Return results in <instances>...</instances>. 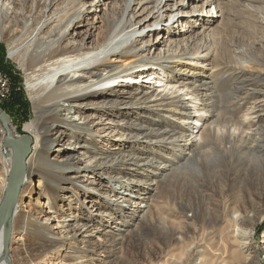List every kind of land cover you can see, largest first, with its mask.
<instances>
[{
	"label": "rangeland",
	"instance_id": "rangeland-1",
	"mask_svg": "<svg viewBox=\"0 0 264 264\" xmlns=\"http://www.w3.org/2000/svg\"><path fill=\"white\" fill-rule=\"evenodd\" d=\"M15 1L14 8L16 9L19 6L20 9L17 13L13 11L9 16L10 28H4L5 32L0 38V51L3 52L0 79L3 78L1 81L6 83V87L4 88L6 96L4 99H0V111H3L9 118L10 130L15 136L14 138L17 139L23 137V135L33 136L32 132L25 127L27 124L33 123L34 106L30 101L26 89V84L29 81L26 78L25 72L16 61L10 59L8 56V49L12 47V36L8 32L15 29L14 26L18 23V18L20 17L30 18L33 22H41L42 9L46 4L52 7V12L61 13V10L72 5L75 0ZM80 1L81 3H88L92 0ZM156 1L134 0L132 9H136L138 12L142 10L141 13L144 12V14L137 18L138 13L133 14L134 11H130L126 15L125 20L128 21L131 18L132 24H137L152 12ZM126 2L127 0H108L105 6L100 7V11L97 12L96 17H89L88 24L90 23V25L97 27L92 39V47H97L102 42V31L105 28L103 23L104 13L106 12L111 18H120L123 15L122 10H114L112 6L114 4H125ZM144 2L147 3L145 4ZM166 4L168 5L166 6L168 8L166 11L168 12H164L163 14L164 24L167 23L169 15L175 16L180 9L181 11L179 12H183L187 17L180 19L179 16L182 15L179 14V16L170 18V23L172 20L175 21L179 18L178 22L172 24L175 28L172 31H175L174 35H170L165 30L160 32L148 31L153 29L145 30L143 34L149 33L143 38L137 39L138 44H136V48L141 43L149 42L151 46L142 54V56L148 59L162 57L164 51H167L169 54L182 55L185 52L184 47L181 45H184L187 39H191L189 49L186 52L190 51V54L199 56L198 59H187L186 62L179 64L180 71L178 68L176 73L173 74L174 76L170 74L174 80L172 79L168 83L175 87H172L174 89L173 92L181 86L187 87L189 89L188 93L190 91H196V94L201 92L198 99L200 101H194L196 104L197 102L200 105H205L207 102L213 103L212 107L206 105L205 108L208 111L206 113L207 116L209 114L210 116L213 115V117L203 115L208 119L207 124L210 123L206 133L203 134V138L207 141L206 148L210 152V161L217 164L221 160V157L217 155L218 151H213V148L216 145L222 148L225 143L224 138L230 132H233L232 129H234L236 140L244 144V147L246 146L245 143L255 140L256 137H264V0H167ZM209 4L211 7L216 8L215 19L196 21L193 18H189V13L194 10H198V13H204L205 15L207 9L210 8ZM140 6L143 7L139 10ZM76 7L75 5L72 9L74 10ZM70 13L71 11L63 15L62 19H67ZM149 19L150 17L147 18V20ZM155 20L152 18L149 21H145V24H143V21L138 27L149 26ZM163 23H160V25H163ZM82 29L87 30L90 28L86 26ZM107 60L111 65H120L126 68L133 64L130 63L129 59H119L117 57H108ZM175 60L176 58H171L168 61V66H173ZM207 65L208 68H202V72L200 73L201 66ZM136 71L137 73L133 76V81L137 85L132 86L135 87L130 89L132 92H136L138 89L145 90L147 86L160 94H170L172 92V88L159 92L162 88L157 84V79L156 83H154V80L143 83L142 78L139 79L142 73L141 69H136ZM143 72H148V70ZM195 73H199L200 75H193ZM235 76H239V78L235 80ZM194 79L202 80L205 83L204 89H206L209 96L204 97L202 86L197 90L195 89L193 84L196 81ZM125 84L127 85V83L120 82L117 86L109 85L105 89L109 91L114 90L116 93V102H119L113 108L97 110L88 107L82 109V113L86 115L92 114L95 116L96 122H98L91 130L93 131L92 145L97 154L105 151L108 155H114L120 152L125 156L131 153L140 158L137 161V165L139 166H133L134 171H127L128 169L126 167L123 168V166H118V169L112 172L102 167L101 169L95 168L89 170L81 167L79 170L74 169L66 176L72 180L83 181L86 186L70 187L63 184V188L58 189L56 194L53 195L48 191L47 187L42 186L44 184L35 172L34 164L36 162L33 159L31 162V167L33 168L31 170V179L26 184L23 196H21L18 202L20 210L22 209L23 212H26L31 217L33 215L32 218L36 219L41 225L43 224V226L52 228L56 227L55 224L57 223V220L53 219L55 212H59L60 215L63 213L65 216H69L71 220L69 227H72L71 229H74L77 225H89L93 221L90 224L92 228L90 230L92 231L89 233L91 235H87V237L81 235L76 239L75 243L77 245L75 244L74 246L84 251L87 247L86 242H88V239H91L92 241L88 244H104L106 249L103 251L97 250L91 255V258L83 257L80 259L79 257H75L79 258L76 260V263L189 264L188 250L190 246L194 248L196 243H201L200 254L202 255V261L205 263L212 261L213 264L215 262V264H264V214H262L263 217H258V222L254 227L251 239L242 237L240 240L232 234L231 228H234V226L230 222L229 214L224 211L231 202V193L217 194L214 189L203 186L205 181H198L192 185H188V188L194 191V194L191 195L192 202L195 205L194 213L199 216H207L211 215L214 210L218 218L220 217L219 221L214 223L213 230L209 228L201 229V223L192 220L191 213H188L187 210H181L179 207L181 200L174 201V198L169 197L174 196L173 190L176 191V189H181L184 186L181 184L176 185L177 187L174 188V185H171L173 183V180H171L173 174L171 175V173L178 163L181 165L189 158L188 156L182 162H178L182 157H185L183 154L187 152L186 145L173 149L172 139L174 137L169 136L166 132H160L158 135L166 139L162 144L152 143L147 145L144 138H138V140L134 141L132 139L133 135L120 137L122 133H138V128H142L141 131L148 130L152 132L151 134H154V132H158L163 126L167 129L176 126V128L174 127V132H172L176 136L182 133L196 136L201 133L202 124L197 129L198 133L196 131L192 134L191 132H194L191 128L193 122L185 123V121H180V118L183 116L180 115L182 108L179 106H175L170 112L165 111L163 107L147 108L146 106L149 104H135L123 110L121 108L123 103L128 101ZM142 86L146 87L142 89L140 88ZM13 88L20 95L22 102L27 107V113L24 118H19L15 113H7L1 108L9 100ZM229 101H231L230 105H233L231 112L229 111ZM188 105L192 108L191 103L186 104V106ZM200 105L196 106L195 110H191L196 111L195 113L198 117H201L199 112L203 110L202 107H205L204 105ZM122 112H126V114L124 115ZM108 119L115 125L114 131L116 133L105 136L104 124ZM135 125H137V129H135ZM187 128L189 129L187 130ZM218 128L221 129L220 132H217ZM2 132L3 130L0 126V135H2V143H0V194L3 200L6 189L2 192L1 183L2 178L5 179L4 171L8 167V164L4 157L5 155H3L7 147L3 145L4 132L3 134ZM35 132L38 141L34 136L32 138L35 143H38V149H36V152H38V150L42 149L43 141H39V131L35 130ZM57 134L58 132L53 134L55 139H53L52 145L49 146L48 151L44 154L45 162L56 164L58 162L56 160L59 159L58 155L62 153L64 155L62 157L76 156L75 159H72V161H75L82 158L78 155L80 152L86 153V150L79 146L73 148L63 146V141L56 140ZM258 143H260L261 147H259L255 156L264 162V140H259ZM62 147L66 148V151L62 152ZM142 147H144L145 154L141 151ZM33 151L34 149H32ZM147 161L153 162L154 167L157 169L150 168L151 166L148 165ZM120 175L125 176L126 179L116 180ZM199 190H205V192L199 193ZM30 194H32V198L28 197ZM116 194L124 196L122 199L119 198L118 206L120 208L118 209L115 208L117 204L115 203L116 198L114 195ZM200 194H204V198H207L203 200ZM183 201L185 202L186 198H183ZM147 203L151 204V211L144 214L146 211L144 205H147ZM111 213L117 216L109 220ZM99 215L106 222H103V224L96 223V218ZM108 220L109 222H107ZM187 222L189 223L187 224ZM179 224L182 227L178 228ZM243 225H240V228L238 226L239 230H246L250 227L249 222H245ZM176 226L178 228L177 233L174 235L172 232L174 238L170 241H168V238L164 240L163 238L171 235L169 232L172 231L173 227L176 228ZM57 230L58 228H54L53 232ZM123 237L126 238V241L124 240L123 245H119ZM111 241H115L116 243L111 246L109 245ZM25 242L26 248L22 247L23 249L20 251V255L24 257V262L32 254V249L34 250L36 244L30 240H25ZM164 242L166 244L167 242L168 244L170 243L168 247L164 248ZM239 244H245V248L248 247L249 251L247 252L246 249L241 248ZM10 245V256H12L14 264H16L15 254L13 249L11 250L16 245L13 241ZM74 246L71 247L68 242L63 246L54 248L44 255L46 258H41L42 264L67 263L63 258L66 255H73L69 251ZM34 252L37 251L34 250ZM233 252L235 254H232ZM246 259L249 260L247 261ZM25 264H33V261Z\"/></svg>",
	"mask_w": 264,
	"mask_h": 264
},
{
	"label": "bare ground",
	"instance_id": "bare-ground-1",
	"mask_svg": "<svg viewBox=\"0 0 264 264\" xmlns=\"http://www.w3.org/2000/svg\"><path fill=\"white\" fill-rule=\"evenodd\" d=\"M106 1L108 0H92L88 3H81L80 0H75L74 3H72L73 6H77L74 10L72 9L73 6L69 5L65 7L64 10H61V13L52 12V7L46 4L42 9L43 15L42 20H40L41 22H33L30 18L20 17L18 18V23L14 26L15 29L8 32L12 36V47L8 49V56L10 59L16 61L19 67L25 72L26 78L29 81L26 84V89L30 101L34 106L33 123L27 124L25 128L32 132L37 141L38 138L35 130L39 131V141H43V145L42 149L36 152V149H38V143L34 142L32 138L33 136L23 135V137H21L24 140L23 143L27 146V149L23 153L24 165L22 175L16 184L11 205L7 208L0 226V264H14L12 256H10V244L12 241L16 245L14 248H11L15 254L16 264H25L32 261L33 264H42V259L44 257L46 258L44 255H46L47 252L52 251L56 247L63 246L68 242L72 247L76 244V239L81 235L84 237L91 235V233H89L92 231L90 230V224H92L93 221H91L89 225H77V228L75 227L76 229H71L72 227H69L71 221L69 216H65L63 213L60 215L59 212H55L53 219H56L57 223L55 224L56 227L52 228L43 226V224L41 225L36 219L32 218L33 215L31 217L26 214V212H23L22 209L20 210L18 202L21 196H23L26 184L30 181L29 179H31V170L33 169L31 167V162L33 159L36 162L34 164L35 172L39 175L44 184L42 186H45V188L47 187L48 191L53 195L56 194L58 189L63 188V184L69 185L70 187L86 186L83 181L79 182L77 180H72L66 176L70 171L74 169L79 170L80 167L88 170L95 168L101 169L102 167L104 169H109L110 172H112L113 170L116 171L118 166H123V168L126 167L128 169L127 171H134L133 166L137 165V161H139L140 158L131 153L126 154L125 156L120 152L114 155H108L105 151L99 154L96 153L97 151L92 145L93 131L91 130L98 122H96L95 116L92 114L86 115L82 113V109L88 107L101 110L105 108L110 109L117 105L119 101L116 102L115 91L105 89L108 88L109 85L117 86L120 82L127 83V85H125L127 87L126 94L128 95V101H125V103L121 102L123 103L121 107L123 110L130 108L135 104H149L145 106L147 108L163 107L165 108V111L170 112L175 106H179L182 108L180 115L183 116L180 118V121H185V123L193 122L191 128L194 132H191L192 134L195 133L198 127L202 124L201 133L196 136H190L187 133H182L181 135L176 136L172 133L176 126H174L175 128L171 127L169 129L163 126V128L158 132H154V134H151L152 132H149L148 130L141 131L142 128H138V133L132 132L130 134H120V137L133 135L132 139H134V141L138 140V138H144V141H146L148 145L152 143L162 144V142H165L166 139L161 138L158 135L160 132H166L169 136L174 137V139H172L173 149H178L180 146L186 145L187 152L183 154L185 157H182L178 162H182L188 158V156L189 158L181 165L178 163L177 167L174 168L171 173V175L173 174L171 176V180H173L171 185H174V188L177 187L176 185L182 184L184 186L181 187V189H176V191L173 190V195L176 197H169L174 198V201L181 200L179 203L181 210H187L188 213H191L192 220L201 223V229L209 228L213 230L214 223L218 222L220 217L218 218V215L215 214L214 210L211 215L207 216H199L194 213L195 205L191 199V195L194 194V191H191L188 188V185H192L198 181H205L203 186L214 189L217 194H224L225 192L231 193V202L227 205L224 211L229 214L230 222L235 228H231L234 237L239 238L240 240L242 237H248L250 240L254 232V227L258 222V217L260 218L262 214H264V212L262 213V211H264V162L255 156L257 150L261 147L258 142L259 140H264V137H256L253 141L247 139L249 143H245L246 146L244 147V144H241L236 140L234 129H232L233 132H230L227 137L224 138L225 143L222 148L218 145L213 148V151H218L217 155L221 157V160L217 164L212 163L209 159L210 152L206 148L207 141L203 138V134L206 133L207 128L210 126V123L207 124L208 119L206 118V113L208 111H206L205 108L206 105L211 106L213 103L207 102V104H203L205 107H202L203 110L199 112L201 117H198L196 116V111L191 110H195L197 108L196 106L200 105L198 102L197 104L194 103V101H200L198 99L201 92L196 94V91H190L188 93L189 89L184 86L178 87L179 89L173 92V88L175 87L168 83L170 80H174L171 75L176 73L179 64L186 62L187 59H198L199 56L190 54V51L186 52V50L189 49V42L191 43V39H187V41H185L186 43L181 45L184 47L185 52V54L182 55L169 54L167 51H164L162 57L148 59L142 56V54L149 46H151L149 42L141 43V45L136 48V44H138L137 39L143 38L149 32H160L165 30L170 35H174L175 31H172L175 28L172 24L178 22L179 18L183 19L187 16L183 12H179L181 11L180 9L175 16L169 15L167 23L164 24L163 14L164 12H168L166 11L168 9L166 8V6H168L166 4L167 0H157L152 12L146 16L145 19H141L137 24H132L133 21L131 18L128 21L125 20L126 15L130 11H134L133 14L138 13L137 18L144 14V12L141 13L142 10L138 12L136 9H132L134 0H127L125 4L121 5L114 4L112 9L122 10L123 15L120 18H111L106 12L104 13V19L101 18L105 25V28L102 31V42L97 47H92V39L97 27L95 25H90V23L88 24L89 17H96L97 12L100 11V7L106 5ZM144 3L146 4L147 2ZM15 4V0H0V38L5 32L4 28H10L9 16L13 11L17 13L20 9L19 6L15 9ZM142 7L143 6H140L139 10ZM70 11L71 13L69 14V17L65 20L64 18L62 19L63 15L68 14ZM216 12V8L211 7L210 5V8L207 9L205 15L204 13H198V10H194L190 12L188 16L196 21H204L215 19ZM179 14L182 16H179ZM176 16H179V18L175 21L172 20L170 23V18ZM148 17L156 20L149 26L145 25L143 28H141V26L138 27L143 21V24H145V21H149L150 19L147 20ZM77 23L79 24L77 25ZM160 23H163V25H160ZM86 26L90 29L83 30L82 28ZM158 26H160V28H158ZM147 29L153 30H148L149 32L147 31V34H143ZM185 30L187 31V29ZM174 47L176 46L174 45ZM134 49L136 50L134 51ZM108 57L129 59L130 63L133 64L128 68L120 65H111L108 62L109 59L107 60ZM171 58H176L175 63L173 62V66H168V61H170ZM205 67L208 68V65L201 66L200 73L202 72V68ZM139 68L142 71L139 79L142 78L143 83L152 82L153 80L154 83H156L157 79V84L162 88L159 92H164L173 87L171 89L172 92L170 94H160L157 91L155 92L152 88H148V86L145 90L138 89L136 92H132L130 89L135 88L132 86L137 85V83L133 81V76L137 73L136 69ZM147 70L148 72H143ZM193 75L196 76L200 74L195 73ZM238 78L239 76L234 77L235 80ZM2 79H0V84L6 85L5 82L1 81ZM194 81H196L195 84H193L195 89L197 90L202 86L204 97L209 96L206 89H204L205 83L199 79H194ZM145 87L146 86H142L140 88L144 89ZM5 96L6 91L4 92V89H0V99H4ZM230 102L231 101L228 102V105H230ZM188 103H191L192 108L189 105L186 106ZM232 108L233 105H230V109L228 108L230 112ZM0 112L3 113V111ZM122 114L125 115L126 112H122ZM208 116L213 117V115L210 116L209 114ZM6 118L9 119L7 116ZM104 125L106 131L104 133L105 136L110 135L111 133H116V131H114L115 125L110 119H108ZM0 126L2 127L1 123ZM136 126L137 125H135V129H137ZM188 129L189 128H187V130ZM2 130L4 132V145V138L7 132L3 127ZM8 131L13 140L21 139L14 138L15 136L10 130L9 120ZM220 131L221 129L218 128L217 132ZM55 132H58L56 140L63 141V146L71 148L79 146L86 150V153L80 152L78 154L83 159L80 158L79 160L72 161L76 156L71 155L62 157L64 156L62 153L61 155H58L59 159L56 160L58 161L56 164L45 162L44 154L48 151L49 146L52 145L53 139H55L53 136ZM196 133H198V131ZM0 143H2V135H0ZM5 147H7L6 152L3 153V155H5L4 157L7 161L8 167L4 171L5 179L2 178V192L7 189V182L9 181L7 179L10 178L8 176L11 175V169L13 170L18 161L16 148L14 146ZM32 149H34L33 152ZM65 149L62 147V152L66 151ZM141 151L143 154L146 153L144 147H142ZM147 163L151 166L150 168H156L154 167L153 162L147 161ZM123 178H125V176L123 177L120 175L116 180ZM203 192H205V190H199V193ZM28 197L32 198L33 196L30 194ZM114 197L116 198L115 203L117 204L115 205V208L118 209L120 208L118 202L124 196L116 194ZM200 197L203 200L207 198H204V194H200ZM183 198H186L185 202L183 201ZM1 200L2 195L0 194V202ZM144 207L146 209L144 214L150 213L151 204L147 203ZM114 216L116 217L117 215L111 213L109 220L114 218ZM109 220L107 222H109ZM103 222H106V220L104 218L102 219L100 215L97 216L96 223L103 224ZM245 222H249V229L239 230L240 225H243ZM188 223L189 222H187V224ZM174 227L172 231L169 232L171 235L165 236L163 238L164 240H167V238L168 241L172 240V238H174L172 232L175 235L178 228L182 227V225L179 224L178 228L177 226L176 228ZM54 228H58V230L53 232ZM25 240H30L33 243H36L34 250L37 252H34L32 249V254L25 259L24 262V257L20 255V251L23 248H26ZM124 240L126 241V238L123 237V240L119 245H123L125 242ZM91 241V239H88V242H86L87 247L84 251H81L77 246L71 248L69 252H72L73 255L64 256L63 259L67 262L65 264H85L81 262L76 263V260L79 258L82 259L83 257L91 258V255L97 250L103 251L106 249L104 244H88ZM115 243V241H111L109 245L113 246ZM169 244L168 242L167 244L164 242V248L168 247ZM201 245V243L195 244L194 248L197 250L190 246L188 250L189 264H213L212 261H208L207 263L202 261V255L200 254ZM239 245L241 248L246 249L247 252L249 251L248 247L245 248V244ZM235 252L232 254H235ZM246 260L248 261L249 259Z\"/></svg>",
	"mask_w": 264,
	"mask_h": 264
},
{
	"label": "water",
	"instance_id": "water-1",
	"mask_svg": "<svg viewBox=\"0 0 264 264\" xmlns=\"http://www.w3.org/2000/svg\"><path fill=\"white\" fill-rule=\"evenodd\" d=\"M0 123L2 124V127L6 130L7 134L4 138V145L5 146H14L16 148V152L18 155V161L17 164L14 166L12 173L10 175L7 189L5 191L4 198L0 204V226L2 223L3 216L7 210V208L11 205L12 202V197L16 188V184L18 180L20 179L22 175V169L24 165V157L23 153L27 149V146L24 145V140L18 139V140H13L11 138V134L8 131V119L6 116L0 112Z\"/></svg>",
	"mask_w": 264,
	"mask_h": 264
},
{
	"label": "trees",
	"instance_id": "trees-1",
	"mask_svg": "<svg viewBox=\"0 0 264 264\" xmlns=\"http://www.w3.org/2000/svg\"><path fill=\"white\" fill-rule=\"evenodd\" d=\"M0 71L1 69V63H2V56L3 52L0 51ZM1 108L6 111L7 113H15L19 116V118H24L26 113H27V107L26 105L22 102V99L20 95L12 89L11 96L9 100L1 106Z\"/></svg>",
	"mask_w": 264,
	"mask_h": 264
},
{
	"label": "built area",
	"instance_id": "built-area-1",
	"mask_svg": "<svg viewBox=\"0 0 264 264\" xmlns=\"http://www.w3.org/2000/svg\"><path fill=\"white\" fill-rule=\"evenodd\" d=\"M6 86L4 84H0V89H4Z\"/></svg>",
	"mask_w": 264,
	"mask_h": 264
}]
</instances>
